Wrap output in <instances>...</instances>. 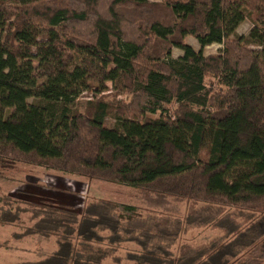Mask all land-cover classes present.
<instances>
[{
    "label": "trees",
    "instance_id": "trees-1",
    "mask_svg": "<svg viewBox=\"0 0 264 264\" xmlns=\"http://www.w3.org/2000/svg\"><path fill=\"white\" fill-rule=\"evenodd\" d=\"M108 82L127 99L98 97ZM1 163L191 202L179 218L37 202L55 249L15 264H264V0H0ZM195 227L223 235L177 244Z\"/></svg>",
    "mask_w": 264,
    "mask_h": 264
},
{
    "label": "rangeland",
    "instance_id": "rangeland-1",
    "mask_svg": "<svg viewBox=\"0 0 264 264\" xmlns=\"http://www.w3.org/2000/svg\"><path fill=\"white\" fill-rule=\"evenodd\" d=\"M254 24L246 19L237 28L238 36H248ZM186 43L199 50L200 44L192 36L186 37ZM222 44H211L204 48L205 56L216 55L222 49ZM183 51L174 48L173 57L178 58ZM35 64H37L35 62ZM112 67V66H111ZM215 80V79H208ZM108 90L98 97L106 96L108 101L127 99L126 94L114 96L113 83L108 82ZM96 95L95 92H83L78 102L81 110L86 102ZM177 103L170 106L175 109ZM145 116V114H143ZM114 120L109 119L108 124ZM48 199L54 205L73 207L81 210L84 205L94 200L106 199L115 202L124 218L146 216L153 213L172 218L185 216L191 202L176 200L172 197H150L140 190L129 186L109 183L102 180H86L77 175L49 170L42 166L23 163L0 164V264H15L24 261H36L55 249V236H42L32 233L36 224L43 217L37 214V202ZM31 203V204H30ZM264 231V222L260 226ZM223 235L221 230L209 227H195L182 234L177 244L190 243L200 245ZM134 243H125L119 253L123 256L128 251H138ZM104 264H114L111 259ZM122 264H131L123 262Z\"/></svg>",
    "mask_w": 264,
    "mask_h": 264
}]
</instances>
